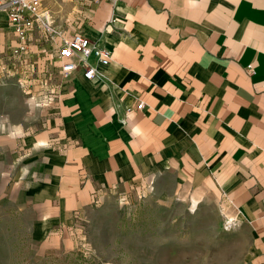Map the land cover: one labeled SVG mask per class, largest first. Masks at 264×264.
Listing matches in <instances>:
<instances>
[{
  "label": "crops",
  "instance_id": "obj_1",
  "mask_svg": "<svg viewBox=\"0 0 264 264\" xmlns=\"http://www.w3.org/2000/svg\"><path fill=\"white\" fill-rule=\"evenodd\" d=\"M79 33L110 63L92 56L97 76L55 80L49 101L58 47L14 59L0 11V206L23 214L36 258L152 182L158 198L214 190L251 230L245 264H264V0H101ZM30 64L44 107L19 86Z\"/></svg>",
  "mask_w": 264,
  "mask_h": 264
},
{
  "label": "rangeland",
  "instance_id": "obj_2",
  "mask_svg": "<svg viewBox=\"0 0 264 264\" xmlns=\"http://www.w3.org/2000/svg\"><path fill=\"white\" fill-rule=\"evenodd\" d=\"M97 2L42 0L40 12L43 22L58 30L56 42L61 44L79 33ZM43 22L34 28L32 45L55 47L43 36ZM0 184L4 190L1 179ZM174 188L172 183V199L158 198L151 190L120 197L80 221L81 238L74 249L42 258H36L23 214L0 206V264H245L251 230L219 195L209 189L201 196L181 195Z\"/></svg>",
  "mask_w": 264,
  "mask_h": 264
},
{
  "label": "built area",
  "instance_id": "obj_3",
  "mask_svg": "<svg viewBox=\"0 0 264 264\" xmlns=\"http://www.w3.org/2000/svg\"><path fill=\"white\" fill-rule=\"evenodd\" d=\"M101 1V0H97ZM42 0H0V11L5 12L8 21L17 36L18 44L12 49V57L19 59L28 54L29 48L32 45L34 28L45 20V15L41 11ZM44 23L43 36L47 41H52L57 50L58 64L54 68L44 67V75H48L52 80L51 91L48 95L49 101L57 100L59 93L56 87L55 80L66 79L77 71H83L87 79H94L97 74V68L91 64V57L94 56L98 63L102 66H107L111 60V54L99 41H92L83 34H75L72 37L63 40L61 44L56 42L59 33L50 24ZM56 42V43H55ZM249 71L253 72L252 66ZM37 69L34 64L29 65V69L19 80V86L29 99L37 103L39 107H44L45 104L39 99V92L35 91V87H40L46 84L42 81L39 75L36 74ZM48 78V77H47ZM144 103H140L138 108L143 109ZM153 183L149 182L146 190H152ZM127 196H122V200H126Z\"/></svg>",
  "mask_w": 264,
  "mask_h": 264
},
{
  "label": "bare ground",
  "instance_id": "obj_4",
  "mask_svg": "<svg viewBox=\"0 0 264 264\" xmlns=\"http://www.w3.org/2000/svg\"><path fill=\"white\" fill-rule=\"evenodd\" d=\"M193 204H194V206H193V208H196L197 206H198V204H199V201H198V199L197 198H194L193 199ZM194 210V209H193ZM232 221H233V219L232 220H230V222L232 223Z\"/></svg>",
  "mask_w": 264,
  "mask_h": 264
}]
</instances>
